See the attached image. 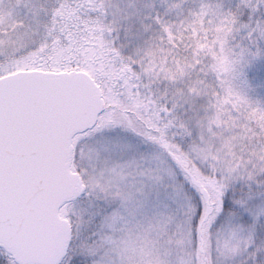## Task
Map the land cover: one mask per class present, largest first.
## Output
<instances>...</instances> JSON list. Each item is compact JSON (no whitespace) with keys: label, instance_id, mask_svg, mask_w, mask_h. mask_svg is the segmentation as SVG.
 <instances>
[{"label":"snow or ice","instance_id":"obj_1","mask_svg":"<svg viewBox=\"0 0 264 264\" xmlns=\"http://www.w3.org/2000/svg\"><path fill=\"white\" fill-rule=\"evenodd\" d=\"M0 264H264V0H0Z\"/></svg>","mask_w":264,"mask_h":264}]
</instances>
